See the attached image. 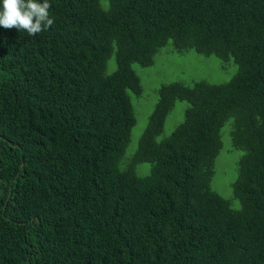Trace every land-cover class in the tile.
<instances>
[{
    "label": "trees",
    "instance_id": "trees-1",
    "mask_svg": "<svg viewBox=\"0 0 264 264\" xmlns=\"http://www.w3.org/2000/svg\"><path fill=\"white\" fill-rule=\"evenodd\" d=\"M49 3L36 36L0 27V264H264V0ZM168 44L235 73L161 84L132 148L133 66Z\"/></svg>",
    "mask_w": 264,
    "mask_h": 264
},
{
    "label": "rangeland",
    "instance_id": "rangeland-1",
    "mask_svg": "<svg viewBox=\"0 0 264 264\" xmlns=\"http://www.w3.org/2000/svg\"><path fill=\"white\" fill-rule=\"evenodd\" d=\"M166 47V48H165ZM159 50V55L156 59H162L164 62H155L154 68L140 70L133 66V70L139 77L142 93L139 96L141 103L140 111L136 115V126L131 131V143L130 147L134 148L136 140L139 138L144 126L145 120L151 113L152 108L156 102L157 88L161 84H167L175 81L182 82L186 85L193 82L203 81L210 85H219L226 83L229 78L235 73L233 66L229 65L224 67L217 60L212 57H196L189 54L187 57H175L176 55L165 56L166 50L169 48V44ZM185 109L184 103H174L173 109L170 114L166 116L163 124L162 133L167 136L172 130L181 122L182 114ZM224 158H217L215 162V168H222L226 166ZM140 174L148 173V166H140ZM142 175V176H144ZM221 174L217 179L213 180L212 188L222 196V198H230V189L228 186L229 181L233 178V175ZM227 181V183H226ZM217 187V188H216Z\"/></svg>",
    "mask_w": 264,
    "mask_h": 264
},
{
    "label": "clouds",
    "instance_id": "clouds-1",
    "mask_svg": "<svg viewBox=\"0 0 264 264\" xmlns=\"http://www.w3.org/2000/svg\"><path fill=\"white\" fill-rule=\"evenodd\" d=\"M49 0H0V27L36 36L54 23Z\"/></svg>",
    "mask_w": 264,
    "mask_h": 264
}]
</instances>
